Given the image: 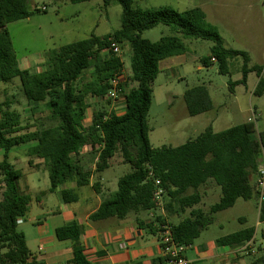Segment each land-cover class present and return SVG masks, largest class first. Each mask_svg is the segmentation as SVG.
<instances>
[{
	"label": "trees",
	"instance_id": "trees-1",
	"mask_svg": "<svg viewBox=\"0 0 264 264\" xmlns=\"http://www.w3.org/2000/svg\"><path fill=\"white\" fill-rule=\"evenodd\" d=\"M68 1L79 4L93 0ZM112 1L104 0V3L108 6ZM116 1L122 6L120 29L103 37L92 35L66 44L51 52L44 70L33 72L20 67L8 30L9 24L34 15V11L28 8L30 0H0V82L9 83L19 78L28 103H44L49 118L57 123L30 131V126L22 124L21 114L12 108L11 101H0V152L4 155L0 161V186H3L0 264H43L32 257L24 234L18 230V221L29 211L31 197L20 191L18 182L23 173L9 161L13 148L31 142L35 145L29 156L43 160L52 192L70 181H76L78 187L89 185L92 175L110 168L111 160L121 152L131 171L119 179L117 191L103 200L90 219H124L132 213L156 210L160 205L154 200V193L159 187L165 197V216L158 215L156 220L170 227L174 240L187 247L213 224L217 213L234 207L239 199L257 198L252 177L258 171L264 133L258 137L253 122L221 132H214L209 126L195 139L180 146H152L148 114L154 96L153 83L160 74V62L185 54L187 47L177 35L153 42L144 38L143 33L165 25L184 38L211 41L210 54L202 58V64L208 67L215 60L221 74L229 73L231 59L242 56L243 79L237 83H246L248 73L256 71L259 80L254 94L259 96L264 95L262 68H249L246 52L225 48L218 28L207 21L201 8L183 12L169 7L142 9L136 8L133 0ZM40 11L36 9V12ZM114 42H127L131 46L130 73L122 90L125 111L121 115L105 110L94 111L91 124L84 127L83 122L91 108L89 96L110 99L111 80L124 69L121 55L113 53L110 48ZM103 52L107 55L103 56ZM92 66L91 80L77 85ZM184 100L190 116L213 109L205 85L187 89ZM86 147L97 154L94 172L87 170L79 160L81 150ZM210 181L220 187L221 196L218 202L204 210L199 207L203 200L199 190ZM92 186L97 193L100 192L99 182ZM61 194L66 203L79 199L72 189H65ZM174 216L182 219L178 223L167 221ZM260 220L264 221V204ZM148 228L152 232L156 230L152 224ZM82 234L83 227L77 223L56 229L59 240L73 242L74 258L69 264H92L80 243ZM254 235L255 228H247L221 237L217 243L239 247L252 241ZM160 263H166V259L161 257Z\"/></svg>",
	"mask_w": 264,
	"mask_h": 264
},
{
	"label": "rangeland",
	"instance_id": "rangeland-1",
	"mask_svg": "<svg viewBox=\"0 0 264 264\" xmlns=\"http://www.w3.org/2000/svg\"><path fill=\"white\" fill-rule=\"evenodd\" d=\"M133 3L136 8L142 9L169 7L179 12L197 7L203 9L207 21L218 28L225 48L246 52L249 56L248 67H261L264 77V0H133ZM43 7H46L47 11H42ZM28 8L34 11L31 20L8 25L20 64L28 58L35 59L44 56L45 53L51 54L66 44L84 40L92 34L103 37L120 29L122 24V6L116 0L108 6L104 0L79 4H73L68 0L58 2L30 0ZM37 8L41 11L36 12ZM173 35L181 38L187 51L184 56L178 58L177 65L161 72L153 83L154 97L148 114L152 146L156 148L164 145L180 146L195 139L209 126H212L214 132H221L236 125L253 122L257 134L264 133V95L254 94L259 80L258 73L250 71L246 83L239 84L237 82L243 79L242 56L231 59L229 73L221 74L217 62L208 67L202 64V58L210 54L213 46L211 41L184 38L165 25H159L143 33L144 38L153 42ZM102 55L107 54L103 52ZM121 57L128 76L130 52L126 45H123ZM40 69L44 70L45 65L43 69L37 67L32 71ZM92 71L93 66L82 75L77 85L81 86L91 80ZM199 85L207 87L213 109L197 116H190L184 93L187 89ZM7 99L11 101L12 108L21 114L22 124L30 126V131L57 124L49 118L44 103H28L19 78L9 83H0V101ZM122 99V94L116 101L89 96L91 108L83 122L84 127L91 124L94 111L121 112L124 108ZM33 145L35 142L13 148L9 155L10 162L24 171L26 167L22 162L26 161L25 155H29ZM79 155V160L86 169L94 172L97 154L92 152L90 147H86ZM0 159H3V152H0ZM130 171L131 166L124 163L121 152H117L111 160L110 168L104 174L110 179V186L117 190L118 180ZM37 175L38 178L31 183V192L43 190L50 184L47 171L42 170ZM87 190L90 191L89 188ZM199 191L203 196L199 207L204 210L218 202L221 196L220 187L213 181L201 187ZM164 202L163 193L160 206L156 209L159 214ZM257 203L256 197L247 201L239 199L234 207L217 213L213 224L201 234L195 245H204L203 247L208 248L220 237L235 233L244 227H253L256 230L254 249L257 254L247 256L245 260L251 263L264 259V222L259 223ZM36 211L37 208L30 209L32 214ZM241 216L246 218L245 222L239 220ZM21 227L19 225V230ZM189 254L193 255L194 252L190 250Z\"/></svg>",
	"mask_w": 264,
	"mask_h": 264
},
{
	"label": "crops",
	"instance_id": "crops-1",
	"mask_svg": "<svg viewBox=\"0 0 264 264\" xmlns=\"http://www.w3.org/2000/svg\"><path fill=\"white\" fill-rule=\"evenodd\" d=\"M31 18L29 19L31 20ZM121 45L122 49L123 45H126L131 53L129 43L125 42ZM49 55L50 53H45L44 56H39L35 59L28 58L22 64L19 62V65L22 69L30 71L37 67L43 69ZM184 55H175L162 60L159 65L160 73L168 71L177 65L178 58ZM214 62L216 61L213 60ZM40 71L42 70L40 69ZM122 100L124 101L122 108H124L121 112H116L119 115L125 111L124 97ZM257 135L259 137L260 134ZM25 156L26 161L22 162V164L26 169L24 171L20 169L23 176L20 178L18 186L22 193L31 197V203L26 216L18 221V230L19 225H21L22 227L19 231L24 234L32 257L43 262V264H69L74 258L73 242L71 240H59L56 236V229L77 223L83 227L80 243L84 246L85 254L92 264H161L160 232L162 227L167 225H161L156 218L158 215L165 216L163 207L160 214L158 211L152 210L137 214L132 213L124 219L111 217L102 220H91L90 216L98 210L103 200L117 191L110 186V179L104 174L106 170L99 175L93 174L90 184L87 186L78 187L76 181H70L53 192L50 191V184L43 190L31 192V183L38 178L37 174L42 170H47L44 167L43 160L31 158L28 154ZM2 160L0 159V161ZM30 160H32V165H30ZM11 164L17 168L16 164ZM256 180L257 174L252 177L254 186L256 185ZM96 182L100 184L99 193L92 186ZM2 188H0V202L3 198ZM65 189L74 190L79 196L78 201L74 203L64 202L61 193ZM73 205L75 207H72ZM32 207L38 209L34 214L30 213ZM260 214L261 211L259 209V220ZM181 219V217L174 216L167 221L178 223ZM239 220L245 222L246 218L241 216ZM260 222L264 221L260 220ZM149 224L153 225V228L156 229L154 230L155 232L150 231V228H148ZM247 228L244 227L239 231ZM217 240L211 243V247L209 246L208 248L203 247L204 245H195L194 242L186 248L185 256L194 264H264V259L254 260L251 263L245 260L247 256L257 254L254 249L255 235L252 241L245 244V246L248 245V250L246 251L241 249L244 245L239 247L219 245ZM190 250L192 253L194 252L193 255L189 254Z\"/></svg>",
	"mask_w": 264,
	"mask_h": 264
},
{
	"label": "built area",
	"instance_id": "built-area-1",
	"mask_svg": "<svg viewBox=\"0 0 264 264\" xmlns=\"http://www.w3.org/2000/svg\"><path fill=\"white\" fill-rule=\"evenodd\" d=\"M42 11H46V7L42 8ZM111 50L117 55L122 53V45L118 42H114L111 45ZM128 76L125 73V68L115 75L111 80L112 89L108 94V97L112 100H118L122 94L123 85L126 83ZM257 200L259 209L261 211L264 204V144L261 145V152L257 171L256 180ZM163 195V190L157 188L154 193V200L160 204ZM160 247L161 257L166 259V264H194L185 256L187 246L178 244L171 233L170 227L163 226L160 232ZM242 250H248V245L241 247Z\"/></svg>",
	"mask_w": 264,
	"mask_h": 264
}]
</instances>
